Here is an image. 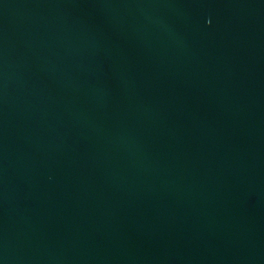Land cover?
<instances>
[{
	"label": "water",
	"instance_id": "95a60500",
	"mask_svg": "<svg viewBox=\"0 0 264 264\" xmlns=\"http://www.w3.org/2000/svg\"><path fill=\"white\" fill-rule=\"evenodd\" d=\"M0 264H264V0H0Z\"/></svg>",
	"mask_w": 264,
	"mask_h": 264
}]
</instances>
